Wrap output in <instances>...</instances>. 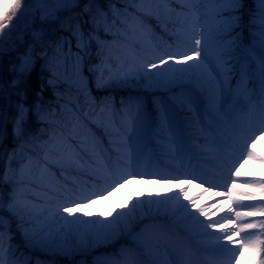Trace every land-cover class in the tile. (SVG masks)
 <instances>
[{
    "label": "snow or ice",
    "instance_id": "6c2138e0",
    "mask_svg": "<svg viewBox=\"0 0 264 264\" xmlns=\"http://www.w3.org/2000/svg\"><path fill=\"white\" fill-rule=\"evenodd\" d=\"M28 0H0V40L5 35V29L10 28L11 21L17 18L18 13L22 12ZM42 4H47L49 0H38ZM77 0H55L58 5H68L76 3ZM129 2V0H126ZM133 5L148 4L147 9L142 6L136 7L135 12H129L125 9L123 12L116 8H111V23H109V12L97 7L93 12L92 4H99V0H89V5L85 8V12L89 13L93 29L88 34V43H85V33L81 30L80 25L77 24L75 29H69L71 34L76 38V47L81 52H86L91 46V40L94 38L97 43L104 44L100 40L99 35L93 37L92 33H98L101 25L106 35H112L114 39L121 40L126 45L133 47L142 46L140 41L149 40L152 30L146 28L143 24L142 16L155 15L157 20L161 17V10L159 5L152 7L155 0H130ZM165 7H167L168 0H163ZM244 0H187L181 5V12L177 16L184 15L186 18L191 17L192 35L187 40L188 47L182 52H166L163 56L155 59L142 60L139 63L138 70L124 74V79L129 76L141 75L142 69L147 65L149 72H144V76L155 75L157 77H166L170 82L183 79L185 76L194 78L198 87L199 93L195 95H186L182 100V105L188 106L189 112L193 113L200 125V131L204 133V143L209 144V136L212 137L211 145L219 148L221 145L217 142L216 137H223L224 146H230L229 141H243L240 152L245 159H260L264 163V155L258 156L255 149L252 147L257 140H264V0H256L259 5L255 17L251 20L252 25H256L258 20V28L256 31L249 33L251 41L245 43L243 31V17L239 14L243 7ZM211 4L215 7L211 10V19L216 20L217 17H223L225 13L226 18L216 21L213 31L219 36L216 50L213 55V60L209 59L206 52L208 45L209 30L203 29L200 26L202 20L209 19V13H201V6ZM40 19L55 16L57 9H41ZM174 10H168V15L171 16ZM137 13L141 15H137ZM131 17V20H129ZM86 23L88 21H85ZM183 24V21L181 22ZM115 30V31H114ZM239 30V31H237ZM10 34V33H9ZM139 34V35H137ZM33 36H39L38 33H33ZM134 39L129 40L128 37ZM177 41L180 40L179 30L176 33ZM227 36L225 43H220V40ZM194 41V43H193ZM258 41V43H256ZM41 43L43 41H40ZM65 46H67V55L65 59H71L72 47L71 39L61 36L55 44V52L59 55H65ZM111 48V45H107ZM155 51V49H153ZM239 52L240 55L236 57V61L231 67H228L229 61L225 59L228 56H235ZM3 53V47L0 46V55ZM191 53V54H189ZM166 57V59H165ZM179 57V59H177ZM44 59L48 60V55L44 53ZM82 57L80 52L76 53L77 72L79 74V67ZM175 61L176 63L185 64L186 67L175 68L166 67L160 68V65L169 64ZM35 65L34 48L30 47L20 57L18 67L14 68L16 75L10 81V86L13 88H20L22 85L26 89L29 84V78L32 74ZM151 69H157L155 73H151ZM3 63L0 60V94L4 91L3 83ZM224 77L221 79V77ZM235 81V84H233ZM52 81L50 80L49 83ZM258 85V88H257ZM43 86L40 85L36 91L37 100L41 98ZM20 94H23L22 92ZM201 97H203L201 99ZM35 115L38 121L45 122L46 117L43 114L42 105L37 102L34 105ZM29 109L24 104L17 105V114L14 117L12 135L14 138L23 140L26 133L25 123ZM105 109L101 108L99 113H96V119L93 121L97 127L103 123L106 134L111 135L109 128H115V121L108 123L102 119ZM126 124L127 132L123 133L126 142H131L137 135L139 129L140 116L132 115V106L125 110V115L122 118ZM165 126L169 129H174L172 139L175 143L173 151L177 156L182 155L187 149L184 144L183 127L177 124L170 118L167 110H164L161 117ZM5 114L0 108V142H2L5 133ZM76 124H81L79 117L76 118ZM86 127V125H83ZM75 127V125L73 126ZM88 133L93 137V141L89 147H81L87 145L88 139L79 143H74L76 137L72 134L65 135L62 131L59 137L55 133L49 136L48 140L43 141L41 145L42 156L37 155L35 158L26 156L20 161L19 170L13 168V161L15 160V151L8 154V172L0 175V184L4 180L9 182L16 181L17 183H24L25 176L29 177L28 183L42 190V195H38L37 199H43V202L49 207L46 211H41L35 218L39 216L50 217L49 223L42 228L51 227L52 224L58 221H63V225L54 232H48L46 236L37 239V234L33 233L29 236L24 225V216L31 214L34 210V205L30 206L29 197L23 194H18L16 183L12 184L10 192V202L8 203V212L12 215L18 216L21 224L20 228L24 229V236L33 245H41L46 247H55L58 251L66 256H72L77 251L85 252L89 248L97 245H109L127 235H133L134 246L139 251L142 248L147 249L148 255L152 258L145 262L143 259H138L130 253H125L121 250V257L114 261H97L96 264H192V260L199 252H213L223 253L218 260L207 261L206 264H231L236 259V254L239 252L243 257L247 253L251 259V264H264V220L259 222L242 223L247 217L254 216L257 211L264 216V210L254 209L250 212L237 211L234 207H228L226 217H223L224 223L221 224L219 220L212 221L206 225L199 219L195 213L200 216H207L205 207L196 208L195 201L188 198L187 204L181 203V197L186 189H180L175 196H166L164 199H157L155 201L149 199L147 202L137 200L136 203L129 205L126 203L123 208L127 211L113 209L115 213L109 215L111 219H81L78 213L81 208H87V205L93 199H100L109 195L111 192L120 188L124 183L131 179L142 177L146 173L135 171L133 161L139 160V154L135 156L129 153L127 162L121 166L113 167L111 160L104 161L103 154L99 151L102 146V141L95 138V133L88 128ZM258 133V134H257ZM254 137V138H253ZM33 139H36L35 137ZM249 141H251L249 143ZM111 143V141H110ZM91 153V155H90ZM3 157L0 155V160ZM241 167L243 165L241 164ZM52 168L60 170V176H64L66 172H72L75 175H87L89 179L96 181H103L102 185L97 187L93 185V190L87 191L81 189L79 192L72 187L67 186L68 181L65 177L64 185L61 186L59 181L51 183L48 177L56 179V174L51 171ZM34 169L38 170L34 172ZM9 172L11 175H9ZM230 176L225 179L223 185H209L204 188V191H210L213 187H224L225 192L214 193V195L222 196L230 205H237L240 203L235 197L239 195L242 199H254L255 197L249 192L240 191L236 180L232 179L229 184L228 179L232 177H239L240 171L235 172L229 170ZM185 177L184 183L190 184L194 180L201 179L193 171L188 174L187 171L182 173ZM180 176H161V179H167L169 183L178 180ZM73 185L77 183L76 180L71 182ZM205 183L201 179V184ZM200 186V185H198ZM247 186L259 187L262 194H264V180L250 181ZM61 197L63 199H61ZM264 199V195L261 196ZM145 203L149 209L153 204L159 208L161 205H171L170 211L173 215L182 212L183 218L191 217L192 220L200 226L203 236H214V233L208 232V229L219 228L222 235L215 236V243H208L204 241L193 242L192 237L187 238V243L179 246V240L173 239L171 234L162 232L160 238L152 240H144L145 229L136 232L139 224L137 223V212L144 208ZM223 203V200L220 201ZM195 209V212L189 209ZM4 211V196L3 191L0 190V213ZM65 213L66 215H61ZM90 213L83 212L84 217H90ZM100 213V216H103ZM69 217H73L69 219ZM143 221H140L142 223ZM231 225V226H229ZM259 229L258 234L250 238H245L242 234L248 230ZM10 230V221H6L3 215H0V264H21L17 259H11L9 252L4 248L5 231ZM189 231H196L190 229ZM12 236L8 235V240L11 241ZM225 240L227 244H221L219 241ZM228 244L237 245L238 247H228ZM11 244H9V250ZM162 254L163 260L159 258ZM239 264V260H236Z\"/></svg>",
    "mask_w": 264,
    "mask_h": 264
},
{
    "label": "rangeland",
    "instance_id": "374dc122",
    "mask_svg": "<svg viewBox=\"0 0 264 264\" xmlns=\"http://www.w3.org/2000/svg\"><path fill=\"white\" fill-rule=\"evenodd\" d=\"M171 2L175 3V7L171 4ZM186 2L187 0H168L167 7H165L163 0H155L152 5V7L155 8L158 4L161 10V17L163 16L165 18H170L176 23L175 29L173 31L175 35L170 42L162 40L159 35L154 32V29H152V27L146 24L144 21L143 24L146 26V28H150L152 30L151 37L149 40L140 41L139 43L142 46L136 47L126 45L121 40L114 39L112 35H106L103 30V24L101 25V36H99L100 40L104 45H111V48L105 46L106 55L103 54L102 59L96 65V71L98 73L99 80L102 83L101 88L120 86L124 80L137 79L140 77L142 79L141 85L143 91L155 95L160 92L162 81L166 77H157L155 75L144 76V72H149L147 65L144 66L141 75L139 76H129L127 79H124V74L137 71L139 63L142 60L155 59L156 57L163 56L166 52H182L188 47L187 40L192 35L193 20L191 17L186 18L184 15H176L177 13L181 12V5ZM249 3L248 9L251 10L250 12L247 10L248 16L245 17L242 15V12L239 13L243 17V31L246 44L252 42L249 33L251 31H256L258 28V20L256 25H252L251 20L255 17L259 5L256 3V0H252V2ZM139 6L147 9L148 4L144 3L143 5H133L134 9ZM214 7L215 6L211 4L202 5L200 13L202 16L205 11L209 13V19H207L205 23H201V21L200 26L203 29L209 30L208 45L205 50L209 56V59L213 60V63H215L213 55L216 50L217 41L219 40V36L213 31V29L217 20L226 18L227 16V14H224L223 17H217L216 20L211 19V10ZM168 10H174L171 16L167 14ZM137 15L141 14L138 13ZM145 16L146 15L142 16V20H144L143 18ZM129 20H131V17H129ZM155 20H157V18ZM182 21L183 24L181 23ZM156 22L161 23V18ZM109 23H111V18L109 19ZM178 30L180 32L179 42L177 41L176 36ZM128 39L132 40L134 38L130 36ZM227 39L228 37L225 36L223 40H220L219 42L225 43ZM95 43L101 46V44L97 43L96 40ZM256 43H258V41H256ZM153 49H155V51H153ZM129 51H131V53L127 55V52ZM239 55L240 53L237 52L235 56L225 57V59L229 61L228 67H231L232 64L235 63L236 57ZM177 59H179V57H177ZM155 62L159 64L158 59H155ZM169 66L182 68L186 67L187 65L171 61L169 64L160 65V68H166ZM156 71L157 69H151V73H155ZM223 78L224 77L222 76L221 79ZM175 81H177L181 86L180 93L183 98L186 95H195L199 93V87L194 78L185 76L183 79H178ZM78 84L81 86L82 82L78 81ZM233 84H235V81H233ZM202 98L203 97H201V99ZM158 100L159 103L157 105L159 106V112L157 113L155 119L151 118L152 114L149 112L143 94L133 101L121 103L117 108L113 104L103 107L105 109V113L103 114L102 119L108 123H111L114 120L116 125L115 128H109V131L112 133L111 135L106 133L95 135L96 140L102 141V146L99 148V151L103 154L104 161L106 162L111 160L113 167H118L127 162L126 158L130 152L133 153L134 156L138 153L139 160L133 161V167L135 171L146 174L142 177L129 180L127 183H124L120 188L111 192L107 196H104L100 199H93L92 202L87 205L86 209H80L78 215H80L81 219H88V217L83 216L84 211L90 213L93 210H96L103 213V216H105L106 212H108L107 207H123L126 203L130 205L138 199L145 200L146 202L149 199L153 201L157 199L162 200L166 196H175L182 188L186 189V191H184L183 196L181 197V203L187 204L188 198H192L195 201L196 208H200L202 206L205 207V211L207 212L206 217L200 216L199 213H195L205 225L209 222L217 220L223 224L225 221L222 218L229 215L228 207L230 206L241 212H250L254 209L264 210V199L261 198V196L264 194L261 193L259 187H245V185H248L250 181L264 180V163H262L260 159H245L246 151L244 156H241L240 149L243 141L234 142L230 140V146L226 147L224 146L223 137L217 136V142L221 145L219 148H217L216 146L211 145L210 142L212 137L209 136V144H205L203 139L205 134L200 131V125L197 123L196 128L198 129L200 136V143H198L196 147L192 148L178 109L171 105L170 101L166 100L163 95L159 96ZM130 105L132 106V115L136 116V114L139 113L140 121L137 135L129 143L126 142L124 136L122 135L123 133L127 132L126 124L123 122L122 118L125 115V110L128 109ZM100 109L95 111L90 116L89 120L91 123H94L93 121L96 119V113H99ZM164 110H167L170 118L183 127L184 144L187 150L180 156H177L173 151L175 148V143L172 139V133L174 129L167 128L161 119ZM101 127L104 129L103 123L101 124ZM162 128H166V131L162 132ZM87 129L88 127H86V130ZM85 132L86 133L85 135L83 134V137H87V147H89L93 141V137L89 135L88 131ZM250 142L251 141H249V143ZM252 147L255 149V152L258 156L264 155V140H257L256 143L252 145ZM110 150L114 156H109ZM212 162L214 163L211 165ZM241 164L243 167H241ZM19 168L20 163L16 165L15 169L19 170ZM214 168H219V171H215ZM237 169L240 171V176L228 179V183L230 184L232 179H235L239 190L251 193L255 197L254 199H242L239 197V195H237L235 198L238 199L240 203L237 205H230L229 202L222 196L214 195V193L225 192L226 188L213 187L210 191L203 190L204 188H208L209 185H223L225 179L230 176L229 170H231V172H235ZM37 171L38 170L34 169V172ZM51 171L54 172L53 170ZM185 171H187L188 174H191L194 171L197 176L201 177V179L205 181V183L201 184V179H197L190 184H185V177L182 175V173ZM54 173L56 174V172ZM168 175H179L180 178L170 184L167 179H161V176ZM28 179L29 177L25 176L24 180ZM48 179L51 183H55L57 176L55 180H53L52 177H48ZM80 180L83 182L85 181V183H77L78 187L86 189L87 191L93 190L91 183H88L83 179ZM58 181L60 185H63L59 178ZM102 183L103 181H99V183L95 184V186L99 187L102 185ZM10 192L11 191L8 192L9 196ZM38 194L42 195L41 189H39ZM61 199L63 198L61 197ZM221 200H223V203H220ZM28 203L30 206H35L33 212L30 214L33 221L47 225L50 221V217L39 216L38 219L35 217L41 211H46L49 205L45 204L43 199H36L35 201L29 200ZM170 207L171 205H161L159 208H157V206L153 204L149 209V206H147L140 212V220L143 222L139 223V227H137L136 232H140L141 229H145L143 238L152 241L160 238L162 232H166L171 234L174 240H179V246H183L185 243H187L188 237H192L193 242H196L195 239L202 236L200 234L202 229L198 231V229L191 227L190 225L193 224L194 221L191 217L183 218L182 212H178L176 215H173L170 211ZM161 208L162 211L168 212L167 215L163 216L160 214ZM189 210L195 212V209L190 208ZM61 215L66 214L61 213ZM72 218L73 217H69V219ZM261 220H264V216L260 215L259 211H257L254 216L247 217L241 222L251 223L259 222ZM62 225L63 221H60V225H57L53 232ZM178 227H180L184 233L177 232ZM190 229H195L196 231H189ZM207 231L214 233V237L222 235L219 228L208 229ZM258 232L259 229L248 230L242 235L245 238H250V235L254 236L258 234ZM131 236L134 237L135 233ZM215 242L216 241L214 238L213 243ZM219 243L227 244V241L221 240ZM227 246L230 248L238 247V244H228ZM124 249L125 253H130L132 256L137 257L138 259H143L140 255V252L130 243L124 244ZM40 251L44 252L46 256L54 257L55 254L57 255L58 253L60 256L70 259V256L64 255L55 247L41 246ZM222 255L226 254L213 253L211 251L199 252L193 258L192 264H206L207 261L220 259ZM237 259L239 260V264H251V259L247 253L241 257L239 252H237L236 259H234L231 264H236Z\"/></svg>",
    "mask_w": 264,
    "mask_h": 264
},
{
    "label": "trees",
    "instance_id": "16d2710c",
    "mask_svg": "<svg viewBox=\"0 0 264 264\" xmlns=\"http://www.w3.org/2000/svg\"><path fill=\"white\" fill-rule=\"evenodd\" d=\"M88 5L89 0H77L76 3L68 5H58L55 3V0H49L46 5L38 2V0H28L22 12L18 13L17 18L11 21L10 28L5 29V35L3 36V39L0 40V46L3 47V53L0 55V60H2L3 63L2 76L4 83V91L0 94V108H2L3 111L5 96L7 93L5 85V70L7 60L11 57L12 51L22 46L27 39L34 38L36 41H41L56 26L59 12L70 10L69 12L60 15L57 32L51 40L42 46L29 42L27 49L25 50V52H27L30 47L34 48L35 65L26 89L23 85L19 89L10 86L11 94L7 111L5 133L3 141L0 144V155L3 157V159L0 160V175L8 172V154H11L13 151L16 153L12 165L13 168H15L16 165L26 156H32L33 158L37 155L42 156L41 145L43 141L48 140L49 136L53 133H55L57 137H59V134L62 131L65 135L72 134L76 137L74 143H79L84 140L79 137L82 133L83 125H89L96 130H100L96 126V123L89 124L90 116L98 107L108 105L111 102H116L120 96L135 98L139 93L143 92L141 85L142 79L140 77L137 79L124 80L120 86L103 87L101 89L102 83L99 80L96 65L102 59L103 54L106 55L107 44L103 47L97 45L93 38L91 40L90 48H88L86 52H81L76 47L75 36L69 31L70 28L75 29L76 25L79 24L81 30L85 33V43H88V34L94 27L89 13L85 12V8ZM91 7L93 12L97 7L108 11L110 18L111 8L119 9L121 12L125 9L132 12L136 11L130 0L129 2H126V0H99L98 5L92 4ZM243 7L246 8L247 4H244ZM41 9H57V12L55 16L41 20L39 11ZM149 19L152 20V15L145 16L144 20L147 22ZM85 21L88 22L86 23ZM163 21L165 23L168 22L167 19H164ZM33 33H38V38L33 36ZM97 34L101 36L100 30L98 33H92L93 37ZM162 34L165 37L173 36L169 30ZM61 36L71 39V59H65V56L67 55V46H65L64 50L65 55H59L55 52L56 41L59 40ZM25 52L18 56L16 63L11 67V71L7 76L9 84L13 76L16 75L14 68L19 66L20 57ZM45 52L48 55V60L44 59ZM77 52H80L82 57L79 74L77 72L76 64ZM50 80L52 81L51 83H49ZM78 81L82 82L81 86H79ZM40 85L43 86V91L41 93V98L38 101L36 91ZM178 86L179 83L177 81L170 82L168 79L164 78L161 85V93H163L162 95L165 97H169L174 104H180L185 124L188 127L187 129L190 136H192L194 129L191 125L194 123V119L189 113V110L186 109V105H182V99L177 94ZM21 92L23 94H20ZM143 93L146 97L149 109L155 113L157 111L158 102L156 96L147 92ZM37 102L42 105L43 114L46 117L45 122L37 120L34 108V105ZM21 103L29 109L26 123L24 125L27 134L23 140L14 138L12 135L14 117L17 114V105ZM77 117H79L81 121V124L79 125L76 124ZM74 125L75 127H73ZM34 137L36 139H33ZM81 147H84V145H81ZM55 169L56 168H52L51 170ZM9 175H11L10 172ZM65 177H67L68 184L70 185L68 177H78V175H75L72 172H66L64 176H61L63 181H65ZM27 181L28 180H25V182L21 184L16 181L9 182L8 180H4V182L0 184V190L3 191L4 196V211L0 213V215H3L6 221H10V230L5 231L4 239V248L9 252V257L22 261L23 264H34L39 258L43 263L48 262L49 264H79L80 261L90 259H94L96 262L114 261L113 257L121 256L122 244H135L134 237L132 238L131 235L125 234V236L121 237L118 242H113L109 245H97L89 248L85 251L86 253L77 251L69 260L65 257H60L59 255H56L54 257L55 259L42 256V254H40L41 245H33L30 240L25 238L24 229L19 227L21 224L19 217L9 213L7 207L10 202V196H8L7 193L11 191L13 183H16L18 194H23L24 196L29 197L30 200L35 201L37 199L40 188L35 187L33 184H29ZM136 202L137 201L131 204ZM147 206V203H145L144 208L138 210L137 223L141 221L140 212ZM113 209L127 211V209L122 206L108 207V212H106L105 216H100L101 212L93 210L90 212L91 215L88 219H111L112 217L109 213H112L114 216L115 213L112 211ZM24 225L29 236H32V234L35 233L37 234L36 238L39 239L40 237L46 236L48 232H53L56 226L60 225V221L52 224L51 227L46 228L45 231H41L46 225L40 224L36 221L34 222L31 215L26 214L24 216ZM9 234L12 236L11 241L8 240ZM9 244H11L10 250ZM141 252L143 255H148L146 254V248H142ZM151 258L152 257L150 256V259Z\"/></svg>",
    "mask_w": 264,
    "mask_h": 264
},
{
    "label": "water",
    "instance_id": "95a60500",
    "mask_svg": "<svg viewBox=\"0 0 264 264\" xmlns=\"http://www.w3.org/2000/svg\"><path fill=\"white\" fill-rule=\"evenodd\" d=\"M55 32H56V28L47 37L44 38L42 43H38V45H42V44L46 43L49 39H51L53 37ZM31 41L35 42L33 39H31ZM27 44H28V41H26L23 44V46H21L20 48H18V49L13 51L12 59L8 60V62H7V69L5 71V78H6L7 74L10 71V66L16 62L17 55L22 53V52H24L26 50ZM5 84H6V87H7V94H6V98H5V107H4V114H5V118H6L7 106H8L9 96H10V86H9L8 81H7V78H6Z\"/></svg>",
    "mask_w": 264,
    "mask_h": 264
},
{
    "label": "bare ground",
    "instance_id": "6f19581e",
    "mask_svg": "<svg viewBox=\"0 0 264 264\" xmlns=\"http://www.w3.org/2000/svg\"><path fill=\"white\" fill-rule=\"evenodd\" d=\"M203 22L205 23L206 21L202 20V22H201V23H203Z\"/></svg>",
    "mask_w": 264,
    "mask_h": 264
}]
</instances>
